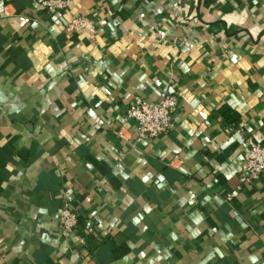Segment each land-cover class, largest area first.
<instances>
[{
  "label": "crops",
  "instance_id": "0c3cea01",
  "mask_svg": "<svg viewBox=\"0 0 264 264\" xmlns=\"http://www.w3.org/2000/svg\"><path fill=\"white\" fill-rule=\"evenodd\" d=\"M66 1L0 0V264H264V176L239 188L264 0ZM167 93L175 126L140 138L127 109Z\"/></svg>",
  "mask_w": 264,
  "mask_h": 264
},
{
  "label": "built area",
  "instance_id": "2783aa9c",
  "mask_svg": "<svg viewBox=\"0 0 264 264\" xmlns=\"http://www.w3.org/2000/svg\"><path fill=\"white\" fill-rule=\"evenodd\" d=\"M41 5L49 12L55 13L65 10L66 0H41ZM65 30L69 32H95L94 25L84 16L72 17L66 24ZM178 106V97L167 93L158 102H148L137 96L126 111V120H132L137 125L140 138L158 137L170 132L175 126L174 113ZM260 176H264V143L246 139L243 148L242 167L239 174V188L245 184H251ZM229 199L230 196L228 195ZM59 227L65 234L74 231L77 224V214L62 207L58 211Z\"/></svg>",
  "mask_w": 264,
  "mask_h": 264
},
{
  "label": "trees",
  "instance_id": "16d2710c",
  "mask_svg": "<svg viewBox=\"0 0 264 264\" xmlns=\"http://www.w3.org/2000/svg\"><path fill=\"white\" fill-rule=\"evenodd\" d=\"M223 115L229 120V121H234L236 119V117H234L233 114H230L228 112H222ZM95 162V161H94Z\"/></svg>",
  "mask_w": 264,
  "mask_h": 264
}]
</instances>
